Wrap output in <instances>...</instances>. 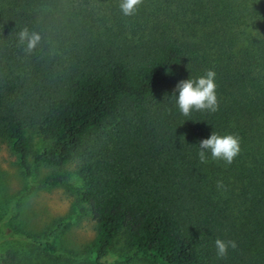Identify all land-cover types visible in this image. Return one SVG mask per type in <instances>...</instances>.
I'll list each match as a JSON object with an SVG mask.
<instances>
[{"label": "trees", "instance_id": "1", "mask_svg": "<svg viewBox=\"0 0 264 264\" xmlns=\"http://www.w3.org/2000/svg\"><path fill=\"white\" fill-rule=\"evenodd\" d=\"M23 28L41 36L31 52ZM209 69L217 109L182 115L175 84ZM211 131L239 138L230 164L201 162ZM32 133L48 145L29 161ZM0 135L26 177L73 165L94 224L86 264L119 235L125 262L264 264V0H140L130 16L119 0H0ZM58 229L23 237L60 260ZM217 238L236 247L218 256Z\"/></svg>", "mask_w": 264, "mask_h": 264}, {"label": "rangeland", "instance_id": "2", "mask_svg": "<svg viewBox=\"0 0 264 264\" xmlns=\"http://www.w3.org/2000/svg\"><path fill=\"white\" fill-rule=\"evenodd\" d=\"M47 145V141L32 133L28 160ZM60 174L67 176V184H44L47 177ZM81 184L72 164L58 169L39 163L33 166L31 176L26 177L9 143L0 135V255L9 250L14 252L16 259L9 264H86L82 257L94 236V224L74 200L73 189ZM58 225L52 241L64 254L60 260L47 256L23 237L25 233L45 236L51 227ZM131 254L132 250L119 235L109 247L105 264H152L140 255L129 262L121 259Z\"/></svg>", "mask_w": 264, "mask_h": 264}, {"label": "clouds", "instance_id": "3", "mask_svg": "<svg viewBox=\"0 0 264 264\" xmlns=\"http://www.w3.org/2000/svg\"><path fill=\"white\" fill-rule=\"evenodd\" d=\"M140 4V0H119V8L123 15H133ZM17 39L25 50L31 52L40 42L41 36L35 31L23 28L17 33ZM215 72L207 70L203 75L178 81L174 86L175 104L179 112L188 116L193 110L215 111L217 109ZM199 158L201 162L206 159V154L211 158L223 160L230 164L240 151L239 138L233 134L220 135L214 131L202 138L199 143ZM214 246L218 256H224L229 248H235L232 240L215 239Z\"/></svg>", "mask_w": 264, "mask_h": 264}]
</instances>
